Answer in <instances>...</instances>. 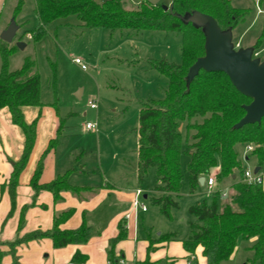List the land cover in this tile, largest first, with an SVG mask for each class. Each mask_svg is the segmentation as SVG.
<instances>
[{
  "label": "trees",
  "instance_id": "obj_1",
  "mask_svg": "<svg viewBox=\"0 0 264 264\" xmlns=\"http://www.w3.org/2000/svg\"><path fill=\"white\" fill-rule=\"evenodd\" d=\"M260 6L264 0H260ZM35 12L39 19L38 27L27 32L34 42H39L48 33L54 22L76 16L87 28H102L112 32L133 30L136 32L162 31L182 35V63L180 65L167 59L152 60L150 65L168 80V89L161 100L147 99L142 102L139 115V148L136 174L141 183L151 169H155L160 185L154 191L161 194L153 198V204L168 219H172V209L178 207L175 197L180 193L183 174L181 170L182 153L188 147L187 166L190 192L194 193L199 179L219 168L217 180L230 178L236 171L240 173V182L233 185L234 194L230 202L220 204V193L212 195L210 203L196 204L189 213L198 223H190V233L185 248L194 253L203 248V256L208 264H221L235 253L239 240L256 239L250 248L253 252L252 263L264 264V187L244 182V171L237 146L255 145L251 151L259 165L264 162V118L260 122L236 126L246 117V107L252 98L237 90L229 77L223 72L204 70L189 78L190 69L205 57L206 34L204 28L186 19L188 15L198 13L216 20L221 31L232 32L249 16L250 9L237 8L231 0H170V4L152 6L145 0L133 9H126L122 0H35ZM164 6L169 7L168 10ZM21 9V2L15 9V15ZM264 40V28L253 47L257 53ZM19 49L17 46L1 40L0 52L2 69L0 70V109L7 108L12 122L25 134V148L19 162L14 164L13 172L7 184L12 208L9 217L16 208L19 178L26 168L37 139V122L28 124L23 113L24 107H42L41 77L36 71V62L26 58L23 66L9 69V58ZM57 108L56 104H53ZM202 117L201 123H192V119ZM65 120H61L55 139L42 154L36 167L31 185L35 195L41 191L53 194L55 202L62 199L63 192L80 195L92 191L90 187H77L69 183L74 169L67 171L50 183L40 184L46 156L55 150L63 136ZM185 129L186 143L182 128ZM249 157L246 158L248 160ZM28 207L23 208L18 231L25 223ZM74 209L55 216L50 230H36L24 236H18L10 244V251L31 241L50 239L54 248L88 243L93 236V228L84 216L81 225L72 230L62 229L73 215ZM127 238V227L119 224V233L109 242L107 251L111 264H121L115 254L117 244ZM174 235H164L161 240H171ZM0 251V257L2 256ZM87 256L76 253L74 264H84ZM137 264H152L148 261Z\"/></svg>",
  "mask_w": 264,
  "mask_h": 264
},
{
  "label": "rangeland",
  "instance_id": "obj_2",
  "mask_svg": "<svg viewBox=\"0 0 264 264\" xmlns=\"http://www.w3.org/2000/svg\"><path fill=\"white\" fill-rule=\"evenodd\" d=\"M17 1L5 0L1 23L8 21L9 18H12L11 21L15 20L19 30L10 46L22 42L26 48L19 49L10 56L9 69H20L26 58L35 60L36 71L41 77L42 100L56 104L57 111L54 113H57L59 120H65L64 135L59 145V147L62 145L58 152L59 160L66 163L74 156L79 158L76 168L80 172H85L79 174L75 182L95 186L97 194L106 189H116L117 193L113 195L117 197V201H120V196L117 195H125L126 191H132L128 197L130 196L129 202L133 205L136 199L134 192L142 189L139 201L146 206L149 213L140 215L143 217L140 223L141 230L151 232L153 236L160 232L163 234L177 232V240H182L190 233V223H198L190 215V207L199 203H210L212 195L220 188L219 182L216 181V186L212 190L199 185L194 193L190 192L187 173L189 156L188 147H185L181 159L182 187L175 197L178 207L172 209V219H168L152 201L157 196L154 190L160 185L155 169L149 171L143 183L136 174L141 104L147 99H163L168 89L167 78L153 69L150 61L167 59L180 65L182 35L162 31L112 32L102 28L91 29L80 25L76 16H70L51 24L47 35L39 42H34L32 38H28L27 32L36 29L39 24L35 0L19 1L21 9L15 15V9L19 5L16 4ZM122 2L126 9H133L139 4V0ZM259 2L260 0L232 2L237 8L251 10L246 20L232 32V45L237 52L251 51L262 34L264 4L260 6ZM163 4H170V0H164ZM252 58L264 66V40L258 52H252ZM76 59H79L81 64H76ZM91 103H95L98 108L91 109ZM202 121L203 118L200 116L192 119V123ZM87 123L97 124L98 131L88 132ZM181 131L185 144L184 127ZM248 146L256 148L253 144ZM244 147L237 146L243 171L255 173L259 168L258 175H264V162L259 165L257 160L251 157V151L247 146ZM72 162L70 168L75 167V161ZM216 170L217 168H214L205 178L208 179ZM227 192L221 193L220 204L223 200L229 199ZM145 195L147 198H144ZM116 207L112 206V211L117 209L118 213L122 214L124 208H120L119 205ZM252 241L254 240H239L233 258L224 264H260L250 261L253 252L247 248L252 245Z\"/></svg>",
  "mask_w": 264,
  "mask_h": 264
},
{
  "label": "crops",
  "instance_id": "obj_3",
  "mask_svg": "<svg viewBox=\"0 0 264 264\" xmlns=\"http://www.w3.org/2000/svg\"><path fill=\"white\" fill-rule=\"evenodd\" d=\"M19 1L21 0H18L16 4ZM4 3L5 0H0V33H3L8 28L12 19L9 18L8 21L6 20V22L1 23L5 7ZM79 24L83 26V24ZM28 38L31 39V36L28 35ZM10 70L16 71L15 69ZM41 102L43 103L42 107H24L22 109L28 124L37 122V139L29 162L20 175L16 190V208L10 217L9 213L12 204L7 184L13 172L14 164L19 162L23 155L25 134L19 126L12 122L9 110L7 108L0 109V251L3 253L0 257V264H74L72 258L76 253L87 256V261L84 264H111L107 254L109 242L118 235L119 224L123 221L127 224V238L119 242L115 248V254L117 257H120L121 264H137L146 261L152 264H208L207 259L203 256V248L201 246L194 253L186 250L184 241L188 239L189 233L182 240L179 239L178 241L177 232L166 234L160 232L156 236L145 230L143 232L140 228L143 217L140 215L146 214V212L149 213V211L134 213L133 205L129 202L130 196L128 197V194L131 195L133 193L132 191H126L125 195H117L120 196V201H117V197L113 195H116V189H106V191L97 194L95 186L75 182L77 176L81 173L84 174L83 172L85 171L80 172L76 168L79 158L77 159L75 156L72 158L75 161V167L70 168L69 166L73 165L72 160L66 163L59 160L58 152L62 148V145L49 152L46 156L39 183H50L67 171L74 169L69 183L72 186L90 187L93 190L84 191L80 195L70 191L63 192L61 194L62 199L57 202H55L53 194L48 191H41L35 195L31 181L36 167L42 154L48 148L50 141L56 138L61 124V119L59 120L57 113H54L57 109L53 104L51 102H44L42 96ZM81 169L85 170L86 168L81 167ZM219 171L220 169L217 168L212 177L216 178ZM260 176L264 178V175ZM206 180L204 186H206ZM240 180V173H235L227 179H216L220 184V188L217 191L220 195L224 191L227 192L229 190L227 192L229 199L223 200L221 205L230 202L234 194L232 187L234 184L240 182ZM155 193L157 195L155 196L156 198L161 196L159 192L155 191ZM134 194L136 195V192ZM144 198H147V196L145 195ZM114 205L124 208L122 214H119L117 209L112 211V206ZM110 206L111 208L109 209ZM25 207H28L25 214V223L19 232L21 213ZM70 209H74L75 213L61 228L68 230L76 229L81 225L85 216L86 221L93 228V236L88 243L68 245L67 247L56 249L50 239H41L20 244L15 247L14 252L10 251V244L18 236L21 237L36 230H50L55 216ZM126 214L129 215V219L124 217ZM164 235H174L175 238H172V241L161 240ZM251 240L254 241L247 248L249 250L256 242V239Z\"/></svg>",
  "mask_w": 264,
  "mask_h": 264
},
{
  "label": "water",
  "instance_id": "obj_4",
  "mask_svg": "<svg viewBox=\"0 0 264 264\" xmlns=\"http://www.w3.org/2000/svg\"><path fill=\"white\" fill-rule=\"evenodd\" d=\"M145 1L157 6L164 0ZM164 9L168 10L169 7L164 6ZM186 19L203 27L206 34L205 57L199 59L190 69L189 78L192 79L201 70L225 73L237 90L252 98V102L246 107V117L236 127L260 122L264 118V66L252 58L253 48L247 53L235 51L232 45V31H221L216 20L210 16L194 13L188 15ZM18 30V25L12 20L1 34V40L12 44ZM16 46L20 50L26 47L22 42H17ZM258 171L259 168L256 169V173ZM205 180V177H201L199 184L204 186Z\"/></svg>",
  "mask_w": 264,
  "mask_h": 264
},
{
  "label": "built area",
  "instance_id": "obj_5",
  "mask_svg": "<svg viewBox=\"0 0 264 264\" xmlns=\"http://www.w3.org/2000/svg\"><path fill=\"white\" fill-rule=\"evenodd\" d=\"M261 12V11H260ZM76 64H81V61L79 59L75 60ZM82 68L84 69L85 66H82ZM91 109L96 110L98 108V106L95 103H91L90 104ZM86 130L88 132L91 133H95L98 131V125L94 124V123H87L86 125ZM247 149L249 151H253L254 148L252 146H247ZM244 182H246L249 185H263V178L256 174V173H251L249 170H246L244 173ZM216 184V178L210 176L207 180H206V186L208 187L209 190H212L214 188ZM142 189H138L136 191V199L133 203V208H134V213H138V212H146L147 208L145 205L141 204L139 201V198L141 197L142 194ZM126 219H129V215L126 216Z\"/></svg>",
  "mask_w": 264,
  "mask_h": 264
}]
</instances>
